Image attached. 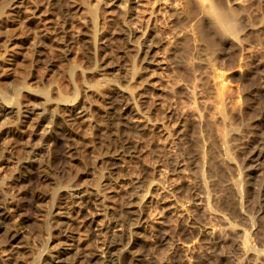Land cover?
<instances>
[{
    "label": "rangeland",
    "instance_id": "obj_1",
    "mask_svg": "<svg viewBox=\"0 0 264 264\" xmlns=\"http://www.w3.org/2000/svg\"><path fill=\"white\" fill-rule=\"evenodd\" d=\"M202 1L0 0V264H48L69 231L87 251L65 264L88 252L104 263L117 229L136 240L116 264H264V0H207L226 34ZM77 105L87 112L65 122ZM31 109L47 117L43 142L15 134L34 130ZM24 161L46 180L28 184ZM136 178L138 199L125 198ZM73 184L98 195L75 209Z\"/></svg>",
    "mask_w": 264,
    "mask_h": 264
},
{
    "label": "bare ground",
    "instance_id": "obj_2",
    "mask_svg": "<svg viewBox=\"0 0 264 264\" xmlns=\"http://www.w3.org/2000/svg\"><path fill=\"white\" fill-rule=\"evenodd\" d=\"M201 4H202V7H203V9L205 10V13H206V19L209 21V22H211L213 25H215L219 30H221L222 32H226V29H227V27H228V25H227V18H226V15H224V13L223 12H220V10H218V9H215L213 6H211V4H208V1L207 0H203L202 2H201ZM113 5H115V3H113ZM46 31V30H45ZM228 32V31H227ZM223 33V34H224ZM226 34V33H225ZM197 46V48H199V51L197 52V55L195 56L194 55V57H195V61H194V63H195V65L197 66V67H205V66H208L209 65V61H208V57H207V55L205 54V53H203V51H202V49H203V46H202V44H196ZM156 47L155 46H150L149 48H148V50H146L145 51V55H144V57H142L143 59H144V62H145V64H148V65H150V64H152L153 63V57L155 56L154 55V49H155ZM120 94V96H119V98H118V96H117V98L119 99V106L121 107L120 108V110H122L121 112L122 113H120L119 111V113L121 114V116L124 118V117H126L127 118V115L128 114H130L131 113V115H132V113L134 112V105L132 104V100L130 99V97L129 96H125L123 93H119ZM116 98V99H117ZM112 100V98L110 99V101ZM111 102H115V101H111ZM116 103V102H115ZM114 103V104H115ZM113 104V105H114ZM5 105V104H4ZM10 105H11V103H10ZM3 108L5 109L4 111L6 112V111H10L11 112V109H12V107H9L8 106V104H6L5 106H3ZM11 108V109H10ZM112 109L114 108V106H112L111 107ZM110 108V109H111ZM14 109V108H13ZM12 109V110H13ZM86 108L84 107V105H77L72 111H70V112H68L69 113V115L67 114V117H65L66 118V121L65 122H71L72 124H74L75 125V123H77L78 124V120H79V115H83V113H84V110H85ZM111 109V110H112ZM119 109V108H118ZM18 111H19V109H17ZM16 110V111H17ZM71 110V109H70ZM110 110V111H111ZM117 110V109H116ZM15 111V110H14ZM15 111V112H16ZM13 112V111H12ZM85 112H87V110H85ZM117 112V111H116ZM7 114H8V112H6ZM5 113V114H6ZM14 113V112H13ZM17 113V112H16ZM21 113V112H20ZM20 113H18V114H20ZM25 113V118H27V119H30L31 117H30V115H32V114H35V110L33 109H31V111H25L24 112ZM23 113V114H24ZM42 113V112H41ZM41 113H39V114H37V116H39L40 115V117L41 116H43ZM6 114V115H7ZM10 114V113H9ZM12 114V113H11ZM85 114V113H84ZM116 114V113H115ZM81 115V116H82ZM33 116V115H32ZM36 116V117H37ZM65 116H66V114H65ZM117 116V115H116ZM130 116V115H129ZM118 118H119V116H118ZM125 118V119H126ZM129 118V117H128ZM31 119H35V125H34V130H31L30 132H27L25 129H24V131L22 130H20L19 132H14L15 134H17V136L21 139V140H30V139H33L34 137H36L37 135H39V137L40 136H43V135H45L47 132V130L45 131V133H44V130L42 129V126H43V123L44 122H46L47 121V117L46 118H31ZM121 119V118H120ZM222 119V118H221ZM130 121V120H129ZM34 122L32 123V125L30 124V123H28V124H30L31 126H33V124H34ZM70 123V124H71ZM130 123V122H129ZM50 126V125H49ZM46 128H47V126H45ZM44 127V129H46ZM30 128V127H29ZM41 128V129H40ZM51 129V128H50ZM28 131H29V129H27ZM42 130V131H41ZM18 131V130H17ZM38 131H41L40 133H38ZM10 133H11V131H10ZM12 134V133H11ZM49 134V133H48ZM6 135V134H5ZM13 135V134H12ZM16 136V135H15ZM14 136V137H15ZM45 137V136H44ZM16 138V137H15ZM41 139H40V141L41 140H43L42 139V137H40ZM46 138V137H45ZM44 138V139H45ZM21 140H19V141H21ZM23 140V141H24ZM22 142V141H21ZM25 142V141H24ZM23 142V144H25ZM41 142H43V141H41ZM28 144H29V142H28ZM28 144H25V145H27V147L29 146ZM30 147V146H29ZM32 149V148H31ZM30 150V149H29ZM36 149H33L32 150V155L33 154H36ZM38 152V151H37ZM28 154H30V153H28ZM30 154V155H31ZM26 155V154H25ZM37 155V154H36ZM35 156V155H34ZM27 158V157H26ZM25 158V159H26ZM29 160V159H28ZM34 160V159H33ZM29 161H32V159L31 160H29ZM25 162V161H24ZM36 162V161H35ZM33 162H25V163H23V164H27V166L26 165H22V167L24 168V169H30V171L28 172V176L26 177V179L25 178H22V179H25L26 181H28L27 183L28 184H30L31 182H32V180H33V178H35V177H37L38 179H40V180H42L43 179V177H44V175H43V171L44 170H39V169H36L35 167H34V165L32 164ZM37 165V164H36ZM41 166V165H40ZM42 169V168H41ZM25 174H27V173H25ZM24 175V174H23ZM38 179H36L35 178V180H38ZM44 179H45V177H44ZM43 179V180H44ZM35 180H34V182H35ZM46 180V179H45ZM132 181V190L131 191H128V190H125V187H124V192H125V198H127L126 196L128 195L129 197H131V199L133 198V199H138L137 198V193H138V190L141 188V185H142V182H141V179H139V178H136V179H133V180H131ZM42 182V181H41ZM26 183V182H25ZM122 183V182H121ZM124 183V182H123ZM119 184L120 185V187H122V185L124 186V184ZM224 183H225V185L229 188V187H232L233 186V183H232V181L230 180V179H226L225 181H224ZM31 184H33V183H31ZM30 184V185H31ZM35 184H37L36 182H35ZM39 184V183H38ZM118 184V183H117ZM40 185V184H39ZM27 186V185H26ZM29 186V185H28ZM27 186V187H28ZM35 186V185H34ZM33 186V187H34ZM38 186V185H37ZM235 186V185H234ZM26 187V188H27ZM40 187V186H39ZM130 187V186H129ZM34 188H36V187H34ZM33 188V189H34ZM70 189H69V191H70V194H69V197L68 198H70V199H68V200H70V201H68V202H71L72 204H73V207L75 208V207H77V208H79V209H81L82 207H87L88 206V204L90 203V195H92L93 196V194L94 195H98V191H95V192H93V193H91L90 191H88L89 189H87V190H84V188H82V187H80V186H78V185H75L74 186V184H73V186H71V187H69ZM117 188H119V187H117ZM123 188V187H122ZM121 188V189H122ZM96 189V188H95ZM94 190V189H93ZM122 191V190H121ZM123 192V191H122ZM121 192V193H122ZM57 194V193H56ZM65 195V194H64ZM123 195H124V193H123ZM136 195V196H135ZM139 195V194H138ZM139 196H141V194L139 195ZM37 197V196H36ZM40 197V196H39ZM38 198V197H37ZM44 198V197H43ZM51 198H52V196H51ZM50 199V198H49ZM53 199V198H52ZM142 199V198H141ZM66 200V199H65ZM98 200V199H97ZM103 200V199H102ZM129 200H130V198H129ZM41 201H42V199H41ZM94 201V200H93ZM96 201V200H95ZM105 201V200H104ZM107 201V200H106ZM132 202H133V200H131ZM39 202V201H38ZM37 202V203H38ZM92 202V201H91ZM98 202V201H97ZM134 202H136V201H134ZM102 203H103V201H102ZM102 203L100 202V205H102ZM68 204H70V203H68ZM72 204H70V206L72 205ZM91 204V203H90ZM128 204H129V202H128ZM132 204V203H131ZM135 204H138L137 202L136 203H134V204H132V205H135ZM93 205V204H92ZM95 205V204H94ZM130 206V208H131V205H129ZM129 206H127V207H129ZM102 207V206H101ZM105 209H106V206L104 207ZM109 208V207H108ZM129 208V209H130ZM53 209V208H52ZM57 209V208H56ZM58 209H59V207H58ZM76 209V208H75ZM139 210V209H138ZM5 211V212H4ZM6 208H5V205H4V202H2V200L0 201V228L3 226H5L4 225V222H5V219H7V216H6ZM59 211V210H58ZM127 211V210H126ZM50 213H51V210H50ZM221 213L222 212H220V215H219V217H220V219H224V216L226 217L227 215H225V214H222L221 215ZM75 214V213H74ZM77 214V213H76ZM140 214H141V211H140ZM217 214V213H216ZM215 214V215H216ZM51 214H49V216H50ZM59 214H58V212H57V214H55V215H53V217H52V219H51V221H53V222H56L57 220H55V217L56 216H58ZM218 215H216V216H218ZM224 215V216H223ZM75 216V215H74ZM138 216H141V215H138ZM215 216V217H216ZM77 217V216H76ZM218 217V218H219ZM138 218H140V217H138ZM143 218V217H142ZM231 218V217H230ZM141 219V218H140ZM225 219H227V218H225ZM224 219V220H225ZM71 220V219H70ZM132 220V219H131ZM228 221V220H227ZM58 222V221H57ZM145 222V221H144ZM91 223V222H90ZM141 223H143L142 221H138V219H137V222L135 223L136 225H135V227L136 228H141L140 226H141ZM46 224V223H45ZM53 224V223H52ZM55 224V223H54ZM56 224H58V223H56ZM59 225V224H58ZM48 226V225H47ZM56 226V225H55ZM108 226V225H107ZM119 226L118 225H116L115 223H110V225L106 228V230H109V229H115L116 230V228H118ZM134 227V228H135ZM5 228V227H4ZM71 229V228H70ZM4 230V229H3ZM103 230H105V229H103ZM74 231V230H73ZM96 231H100V229L99 230H96ZM102 231V230H101ZM110 231V230H109ZM114 231V230H113ZM112 231V232H113ZM120 231H122L121 229H117V231H115L113 234H112V236L110 235L107 239H105V241L103 242V245H102V247H103V249H102V252L101 253H103L104 255H106L105 257H102V258H104L103 259V262L104 263H99L96 259H97V255H94V254H91L90 252H88L87 254H82V255H84V257H82L81 259H79V261H78V264H116V262H118L117 261V258H116V252L115 251H117V248L118 247H120V244H122V242L124 241V240H127L128 242H127V245H128V247L130 248L132 245H134L135 244V240L136 239H134V238H132L131 236H130V238H128L127 237V235L123 232V233H120L122 236L120 237V235H119V237L120 238H118V235H117V232L119 233ZM8 232V231H7ZM73 233V232H72ZM72 233L69 231V232H65L64 233V238H65V241H64V246H62L61 248V253H58V255H56V256H54V258L50 261V262H48V264H65V262L67 261L68 262V260L69 261H71L72 259H71V257H75L73 260H77V257H81V255L80 254H78L79 253V250L81 249V240H78V239H76V238H74V236L72 235ZM75 233V232H74ZM136 233V232H135ZM5 234H7V233H5ZM77 234H79V233H77ZM131 234V233H130ZM63 235V234H62ZM132 235V234H131ZM133 235H134V233H133ZM80 236V235H79ZM78 236V237H79ZM17 235L16 234H14V235H10V240L11 241H15L16 239H17ZM76 237V236H75ZM122 238H123V240H122ZM125 238V239H124ZM84 240V239H83ZM85 241V240H84ZM83 242V241H82ZM61 244H63V243H61ZM85 247V246H84ZM86 247H87V245H86ZM26 248V247H25ZM28 248V247H27ZM83 249H85V248H83ZM87 249H88V247H87ZM129 250V249H128ZM80 251H82V250H80ZM85 251H87L86 249H85ZM85 251H82V252H85ZM49 252H51V251H49ZM81 252V253H82ZM89 253H90V255H89ZM132 253V252H131ZM130 254V253H129ZM62 255L63 256H67L66 258H63L62 257ZM78 255H80V256H78ZM132 257H131V259H129L130 261V264H134V262L135 261H137V258L138 257H140V255L138 254V255H131ZM203 257V256H202ZM39 258V257H38ZM34 259V258H33ZM67 259V260H66ZM71 259V260H70ZM66 260V261H65ZM72 260V261H73ZM71 261V262H72ZM38 263V262H37ZM136 263V262H135ZM129 264V263H128Z\"/></svg>",
    "mask_w": 264,
    "mask_h": 264
}]
</instances>
